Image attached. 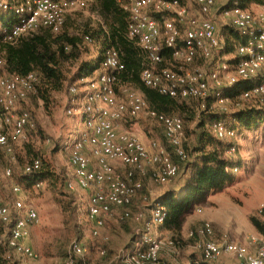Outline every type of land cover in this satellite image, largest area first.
I'll use <instances>...</instances> for the list:
<instances>
[{"label": "built area", "instance_id": "obj_1", "mask_svg": "<svg viewBox=\"0 0 264 264\" xmlns=\"http://www.w3.org/2000/svg\"><path fill=\"white\" fill-rule=\"evenodd\" d=\"M95 0H0V8L17 17L16 23L3 36L5 42L17 43L21 36L41 26L58 31L67 15L87 8ZM130 12L128 37L140 47L144 67L140 78L147 87L160 94L198 101V108L206 110L207 100L213 98L218 111L229 112L227 104H234L227 94L242 83L238 99L250 100L264 97V12L258 18L234 1L222 6L219 16L235 28L246 41L236 47L234 60L221 58L225 47L216 20L219 0H121ZM151 11L170 13L175 19H157ZM1 30V26H0ZM85 42H91L86 36ZM169 50V59L165 51ZM3 60L0 59V69ZM97 74L89 73L70 87V93L81 101V130L66 142L70 150L67 188L87 190L88 217L93 222L94 235L113 210L121 209L122 216L131 218L137 195L144 186V179L151 175L159 185L170 184L179 174L180 162L189 159L184 146V122L177 114H167L153 109L144 92L130 84L121 83L118 74L125 69L119 51L111 47L99 63ZM36 76L0 72V147L12 153L13 146L27 139L30 124L29 112L20 104L34 92ZM238 104V103H237ZM147 110L150 117L164 130V142L151 140L146 144L137 134L123 129L126 117L137 118ZM72 113V108L69 109ZM217 138L235 151L237 130L226 120L213 124ZM171 149L169 151L168 147ZM89 150V151H88ZM42 167L39 158H33L24 167V173L37 172ZM5 176H13L12 169ZM44 182L39 181L38 186ZM20 193L21 187L13 186ZM13 210L16 217L13 220ZM264 211V204L259 208ZM152 221L163 222L165 207L153 205ZM38 220L33 207H26L22 200L12 205L6 201L0 188V224L12 223L7 239L8 247L23 260L38 259L39 254L30 242L31 224ZM149 226L150 223H147ZM213 224L205 220L189 236L196 240L201 257L216 261L223 255L235 257L239 264H264V232L249 235V243L227 239L215 240ZM146 247L126 250V264H161L159 254L174 240L165 243L151 233L145 236ZM86 247L74 240L69 255L61 264H75L80 257L86 261ZM101 255L106 250L100 251Z\"/></svg>", "mask_w": 264, "mask_h": 264}, {"label": "rangeland", "instance_id": "obj_2", "mask_svg": "<svg viewBox=\"0 0 264 264\" xmlns=\"http://www.w3.org/2000/svg\"><path fill=\"white\" fill-rule=\"evenodd\" d=\"M234 1L239 2V0ZM230 4L231 0H219L216 7L219 33L225 44H227L228 36L234 37L235 34L227 25L226 20L219 16V12L222 6ZM245 6L255 18H258L259 14L264 12V4L247 1ZM162 17L164 19H175V16L170 13ZM66 18V25L69 26L70 30L80 35L85 28L89 26L96 27L103 22V17L97 10L96 3L90 4L85 9L77 10L67 15ZM97 52L98 47L94 40L92 42L83 41L79 59L95 58ZM235 56L236 53L233 51L226 52L221 58L233 61ZM96 70L92 73L93 75L99 72H96ZM76 82H73L70 86L76 84ZM140 87H142L141 83ZM77 97H74L69 91L60 92L55 94L53 102L45 105L41 99L35 97L31 92L19 105L20 109L29 112L28 136L26 140L14 144L12 153L0 147V188L11 205L17 200H22L26 207H33L37 211L38 220L31 224L30 242L39 257L36 260H23L19 254L8 247L7 239L12 223L0 224V246L6 248V252L11 253L17 264L22 261H25V264H61L66 257V251L70 250L71 243L77 240L86 247L85 258L90 264H126L124 260L126 250L130 249L133 242H138L137 249H142L141 245H146L145 236L151 233L162 238L165 243L169 240L175 242L172 247L166 245L161 250L159 258L162 263L170 261L174 264H190L193 254L201 257L196 240L189 236V232L199 229L206 220L208 205L206 197L192 203L193 205L197 204L189 213L188 220H193L195 225L188 227L185 224L184 217L181 230L178 232L165 227L163 222L152 221L151 210L153 204L157 203L156 201L161 195L140 190L132 205L134 215L131 218L123 217L122 211L115 208L112 214L104 219V224L98 228V234L94 235L95 226L88 217L86 200L89 192L87 190L78 189L74 191L76 199L74 205L77 207L73 215L70 210L63 213V208L60 206L57 196L50 188L49 179L39 177L38 174L26 176L24 173L25 164L38 157L42 160L43 171L50 170L67 178L70 150L66 149L65 144L81 130H85L81 118V102L83 101ZM258 101V99H236L234 104H227V108L230 110L227 114L219 112L223 115L222 117H225L224 119L231 123L233 120L230 116L234 110L239 106H257ZM260 101V106H264V97ZM179 102H185L193 106L196 116L200 113V109L196 108L197 105L193 101L179 100ZM211 104L210 112H218L219 106L214 102V99L211 100ZM70 108H72V113H69ZM171 114L182 117L184 121V146L186 149L192 147L196 138V120L187 119L192 116V111L184 110L182 112H172ZM132 123L135 124L133 133L138 135L142 131L148 137L151 135L154 140L165 143L162 126L148 115L147 110L141 112L136 119L132 120ZM245 139L246 156L250 160L247 166L248 173L251 171V174H253L252 172L255 171V160L259 166L257 167L258 171L261 172L262 168L264 171V166H261V164H264V124H261L256 130H247ZM168 149L171 152V149ZM172 158L179 165L181 164L173 154ZM8 168L12 169L13 172L11 178L5 176V170ZM42 180L44 183L38 186V182ZM178 180V178H175L165 186L156 184L154 181L151 184L146 182L145 179L143 183L146 182L145 185L148 189L164 191ZM14 185L21 187L20 193L13 191ZM258 213L264 216V211H258ZM12 215L14 220L16 217L14 210ZM66 220L69 222L68 225L65 223ZM147 223H150V225L148 226ZM102 249L106 250L105 255H101L100 251ZM209 264H239V262L233 256L223 255L216 261H209Z\"/></svg>", "mask_w": 264, "mask_h": 264}, {"label": "trees", "instance_id": "obj_3", "mask_svg": "<svg viewBox=\"0 0 264 264\" xmlns=\"http://www.w3.org/2000/svg\"><path fill=\"white\" fill-rule=\"evenodd\" d=\"M17 1L23 3L27 0ZM247 1L264 4V0H239L237 2L241 7H246ZM233 2L234 0H231V4ZM93 3H96L103 22L96 27L85 28L81 35L70 30L66 25L67 18H65L58 31H54L51 27L41 26L29 34L21 36L15 44L5 42L3 36L16 23L17 17L0 8V59L3 60L0 72L21 76L34 73L36 81L33 95L48 105L53 102L55 94L70 92V85L73 82L99 69V63L104 58L106 51L114 47L119 51L125 64V69L118 74L121 83L130 84L142 90L150 106L159 112L171 114L185 110L192 111V116L195 117L197 114H195L193 106L179 102L181 99L160 94L157 90L143 84L140 74L144 67V58L140 47L128 37L130 12L125 8L124 2L121 0H95ZM151 14L157 19H162V16L166 15V13L154 11H151ZM230 28L235 35L227 38L225 47L227 53L235 51L239 43L246 41V38L235 28ZM86 36L91 38V42L93 40L96 42L98 52L95 58L79 59L81 43ZM169 52V50L165 51L167 59L170 58ZM140 83L142 87H140ZM242 88V83L237 84L227 94L235 101ZM212 99L207 100L208 108L206 110H200L195 118L192 116L187 118L196 120V138L192 147L188 148L189 150L186 149L189 159L179 165V174L176 177L180 181L179 188L165 190L156 201L165 207L164 226L178 232L181 230L184 215L191 208L193 201L205 198L210 190L220 189L233 180V173L230 169L236 164L232 159L224 157L225 142L217 138L212 129L215 121L225 118L220 112L223 114L228 112L211 113ZM187 100L193 101L197 105L196 108L198 107V101L183 99V101ZM260 103L259 100L257 106H239L232 112L230 118L233 122L230 124L235 129L256 130L261 124H264V106H260ZM166 146L169 148L168 145ZM42 167L37 172L26 174V176L38 174L39 177L48 178L50 188L57 196L63 213L70 210L73 215L77 207L74 205L76 199L74 191L67 188V178L50 170L43 171ZM251 221L262 229L261 232H264V227H261V222L256 216H252ZM65 223L68 225V220ZM70 250L66 251V257ZM0 264H17L11 253L6 252V248H2V246H0ZM75 264H83L82 258H76ZM161 264L172 263L161 262ZM191 264H209V261L193 254Z\"/></svg>", "mask_w": 264, "mask_h": 264}, {"label": "crops", "instance_id": "obj_4", "mask_svg": "<svg viewBox=\"0 0 264 264\" xmlns=\"http://www.w3.org/2000/svg\"><path fill=\"white\" fill-rule=\"evenodd\" d=\"M222 56L224 55L221 54L220 57ZM97 71H100V68L97 69L96 72ZM134 119L136 118L126 117L122 123V128L133 132L135 124L132 123V120ZM236 130L237 137L233 142L236 150L234 152L230 151L229 145L226 144V142L224 143V157L232 159L236 164L230 169L233 173V180L224 187L210 190L207 193L205 199L207 200L208 205L205 219L213 224V239H227L230 241L248 244L249 235L262 231L261 228L253 224L251 217L256 216L261 222V227H264V216L259 215L258 213L259 206L264 204V171L263 168L261 169V172L260 170L258 171L257 167L259 166L255 160V171L252 172L253 174H251V171L248 173L247 166L250 160L246 156L247 150L245 144L247 130H240L239 128ZM138 136L146 144L150 143L151 140H154L151 135L148 137L147 135L143 134L142 131L139 132ZM261 166H264V164H261ZM145 180L146 182L152 184L153 180L150 174L145 178ZM145 183L142 190L146 192L148 191L150 194L156 193V195H162L165 191L148 189ZM179 185L180 181L178 180V182H174L169 189L179 188ZM166 190L168 189L166 188ZM1 192L4 195L2 190ZM195 205L192 204L191 208L185 213L184 216L186 221L185 224L188 225V227H193L195 225L193 224V220H188L189 213ZM131 211L132 213L134 212L133 206H131ZM137 246L138 242H133L131 244L130 250L137 249ZM141 247L145 248L146 245L143 244ZM170 263L174 264L173 262ZM18 264H25V261L18 262Z\"/></svg>", "mask_w": 264, "mask_h": 264}]
</instances>
